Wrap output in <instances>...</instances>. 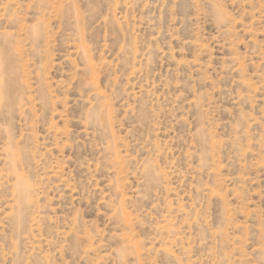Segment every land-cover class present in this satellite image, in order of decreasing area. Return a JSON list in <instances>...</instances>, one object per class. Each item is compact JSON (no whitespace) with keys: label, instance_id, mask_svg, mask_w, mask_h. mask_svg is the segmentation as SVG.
Returning <instances> with one entry per match:
<instances>
[{"label":"rangeland","instance_id":"rangeland-1","mask_svg":"<svg viewBox=\"0 0 264 264\" xmlns=\"http://www.w3.org/2000/svg\"><path fill=\"white\" fill-rule=\"evenodd\" d=\"M0 264H264V0H0Z\"/></svg>","mask_w":264,"mask_h":264},{"label":"bare ground","instance_id":"bare-ground-1","mask_svg":"<svg viewBox=\"0 0 264 264\" xmlns=\"http://www.w3.org/2000/svg\"><path fill=\"white\" fill-rule=\"evenodd\" d=\"M5 82V81H4ZM4 87H5V85H4ZM7 87V86H6ZM23 190H24V188H23Z\"/></svg>","mask_w":264,"mask_h":264}]
</instances>
